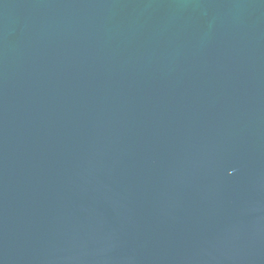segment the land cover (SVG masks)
Here are the masks:
<instances>
[{
	"label": "water",
	"instance_id": "obj_1",
	"mask_svg": "<svg viewBox=\"0 0 264 264\" xmlns=\"http://www.w3.org/2000/svg\"><path fill=\"white\" fill-rule=\"evenodd\" d=\"M0 264H264V0H0Z\"/></svg>",
	"mask_w": 264,
	"mask_h": 264
}]
</instances>
